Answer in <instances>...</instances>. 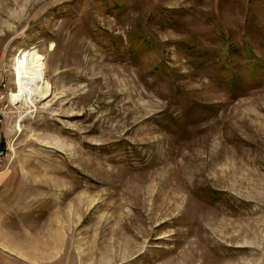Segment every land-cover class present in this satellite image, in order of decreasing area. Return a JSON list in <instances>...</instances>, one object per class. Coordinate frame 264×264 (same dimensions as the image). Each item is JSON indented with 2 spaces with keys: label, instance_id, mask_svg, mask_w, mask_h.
I'll list each match as a JSON object with an SVG mask.
<instances>
[{
  "label": "rangeland",
  "instance_id": "obj_1",
  "mask_svg": "<svg viewBox=\"0 0 264 264\" xmlns=\"http://www.w3.org/2000/svg\"><path fill=\"white\" fill-rule=\"evenodd\" d=\"M31 48L52 92L10 99L0 173L24 264H264V0H0L9 96Z\"/></svg>",
  "mask_w": 264,
  "mask_h": 264
},
{
  "label": "crops",
  "instance_id": "obj_2",
  "mask_svg": "<svg viewBox=\"0 0 264 264\" xmlns=\"http://www.w3.org/2000/svg\"><path fill=\"white\" fill-rule=\"evenodd\" d=\"M4 176L0 174V264H18L17 261L24 264L27 254L23 234L25 210L18 204L17 186L4 183ZM4 254L15 255V261H9Z\"/></svg>",
  "mask_w": 264,
  "mask_h": 264
},
{
  "label": "bare ground",
  "instance_id": "obj_3",
  "mask_svg": "<svg viewBox=\"0 0 264 264\" xmlns=\"http://www.w3.org/2000/svg\"><path fill=\"white\" fill-rule=\"evenodd\" d=\"M43 56L34 49H19L14 57L13 83L10 93L14 103L33 101L34 98L47 97L52 87L46 78Z\"/></svg>",
  "mask_w": 264,
  "mask_h": 264
},
{
  "label": "built area",
  "instance_id": "obj_4",
  "mask_svg": "<svg viewBox=\"0 0 264 264\" xmlns=\"http://www.w3.org/2000/svg\"><path fill=\"white\" fill-rule=\"evenodd\" d=\"M4 86V84H3ZM0 90V173L8 171L14 158L13 138L9 136V128L6 127L10 96ZM8 102H5V100ZM13 131V130H12Z\"/></svg>",
  "mask_w": 264,
  "mask_h": 264
}]
</instances>
